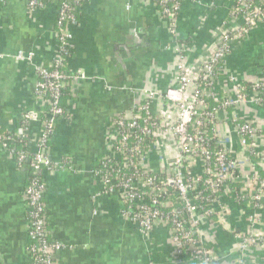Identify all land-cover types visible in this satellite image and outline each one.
<instances>
[{
	"label": "crops",
	"instance_id": "crops-1",
	"mask_svg": "<svg viewBox=\"0 0 264 264\" xmlns=\"http://www.w3.org/2000/svg\"><path fill=\"white\" fill-rule=\"evenodd\" d=\"M233 7V0H183L175 40L152 0H90L78 7L77 22L65 28L72 51L65 70L70 98L45 150L51 160L66 164L43 174L50 238L64 247L58 264H203L179 258L161 227L143 237L121 217L117 199L98 194L100 180L91 169L105 153L110 119L141 103V89L176 87V44L183 49L186 73L197 78ZM56 16L53 4L29 10L25 0H0V54L9 56L0 59V132L15 131L29 114L30 151H35L45 106L35 95L34 66L12 56L33 52L35 64L50 65L58 56ZM241 24L232 18L225 28L235 31ZM221 68V93L264 80V22L230 46ZM153 110L168 121L175 118L169 103L159 102ZM232 114L264 131V108L238 105L218 116L219 133L231 141L235 138L225 123ZM161 147L166 155L174 152L166 142ZM255 164L264 171V160ZM28 174L0 148V264H32L23 199ZM229 208L230 227L247 231L246 214L236 204ZM257 226L264 229V216ZM203 237L214 264H264V246L240 251L233 235L212 221L203 226Z\"/></svg>",
	"mask_w": 264,
	"mask_h": 264
},
{
	"label": "built area",
	"instance_id": "built-area-1",
	"mask_svg": "<svg viewBox=\"0 0 264 264\" xmlns=\"http://www.w3.org/2000/svg\"><path fill=\"white\" fill-rule=\"evenodd\" d=\"M58 1L61 7L57 10L55 24L66 28L75 23L70 12L90 0H25L29 10L42 9ZM152 1L162 7L161 14L175 40L183 0ZM233 1L230 15L240 19L242 24L256 27L258 18L263 17L259 0ZM225 25L227 23L222 24L219 45L195 80H191L186 73L183 49L176 44V87L164 91L141 89V103L134 104L129 112L112 117L106 130L105 153L92 170V174L100 180L98 194L117 199L122 207L121 217L128 220L143 237L161 227L169 233L172 248L179 258L189 256L203 264H214L215 260L204 241L202 226L212 215L217 217V223L223 229L233 235L238 250L264 246V229L257 226L264 216V171L250 162V157L255 155L256 159L264 158V137L258 138V127L230 115L229 122L225 124L240 149L241 154L236 157L231 155L234 141L219 133L218 129L219 114H227L238 105L264 106V80L252 81L250 90L239 84H235L231 93L218 90L224 56L230 46L240 39L239 35L231 37L233 30L225 28ZM65 28L57 31L58 48L63 55H68L65 49L70 47V37ZM252 28L242 29L248 34ZM7 57L0 54V59ZM12 57L34 66L37 76L35 95L44 102L47 110L41 119L35 151L28 149L31 152L28 154L15 147L19 142L29 145V114L23 115L15 131L0 132V148L14 157L18 168L27 167L31 175L23 199L27 207L28 251L32 264H58V255L64 247L50 238L44 203L46 188L45 183L38 180V175L64 167L62 161L51 160L45 152L57 119L65 115L64 108L59 104L61 90L68 82L65 71L60 69L63 57L58 53L50 64L52 68L35 64L33 52L19 51ZM159 102L173 106L174 119L168 121L153 110ZM211 103H217V106L211 107ZM212 141L221 150H211L209 143ZM165 142L174 150L172 154L163 152L161 146ZM244 155L250 157L245 158ZM246 197L250 198V202L245 205L238 203ZM227 199L246 214L247 231L230 227V203Z\"/></svg>",
	"mask_w": 264,
	"mask_h": 264
},
{
	"label": "trees",
	"instance_id": "trees-1",
	"mask_svg": "<svg viewBox=\"0 0 264 264\" xmlns=\"http://www.w3.org/2000/svg\"><path fill=\"white\" fill-rule=\"evenodd\" d=\"M51 4H53V6H55V8H56V10H58L60 7H61V2H55V3H51ZM155 4V3H154ZM81 5H82V3H81ZM80 5V6H81ZM156 5V7H158L159 9H160V11H161V6H159V5H157V4H155ZM255 5H256V3H255ZM261 6L262 7V13H263V17L262 18H258V22H259V24H261V23H263L264 22V0H259L258 1V6ZM253 6H254V4H252V7H251V9H253ZM234 8V7H233ZM232 8V9H233ZM231 9V10H232ZM78 7L76 8V9H73L70 13H72L73 15H74V22L76 23L77 22V20H78ZM232 18H235L234 16L232 17L231 15H230V13H229V16H228V20H225V21H223V23L222 24H226V23H228V21H229V19H232ZM240 20V19H239ZM66 25V24H65ZM55 26V30L56 31H58L59 29H64L65 28V26L63 25L61 28L60 27H58L57 26V24H55L54 25ZM241 28V29H240ZM240 30L239 31H232L231 33H230V36L231 37H234V36H236V35H239L240 36V39L239 40H241L245 35H246V33H244V30L242 29V28H245V29H249V28H252L251 26H249V25H246V24H241V26H240ZM238 40V41H239ZM65 50H68V55H63V52L58 48V53L61 55V57H63V63H62V67H60V69L61 70H66V68H67V62H68V60H69V58L71 57V55H72V51H71V48L69 47V46H67L66 47V49ZM52 62H53V60H52ZM45 67H47V68H52L50 65H48V66H45ZM221 77V76H220ZM219 77V78H220ZM197 83H199V81L197 80ZM242 87H247V89L248 90H250L251 89V82H245V83H242V84H240ZM221 92V91H220ZM70 98V93H69V89H68V86H65L62 90H61V95H60V98H59V104L63 107V108H65V106H66V104H67V100ZM211 107L213 106H217V103H211V105H210ZM252 106H256V107H261V108H264V106H257V105H252ZM44 110L46 111L47 110V107H45L44 108ZM229 111H232V110H229ZM241 121V120H240ZM252 125H254V123H252V122H250ZM255 126V125H254ZM257 135H259L258 136V138H263L264 137V131L263 130H258V132H257ZM235 138V137H234ZM237 141H236V139H235V141H234V146H235V148H234V150H233V153H231V155H234V156H236V157H238V156H240V154H241V152H239L238 150H237V152H236V150L235 149H237L238 148V144L236 143ZM49 144H50V140H49V142H48V146H49ZM16 149H19V150H22V151H24V152H26V153H28V154H31V152H29V150L28 149H30V148H33V146H31V147H29V145H27V143H23V142H19L16 146ZM209 147H210V149L211 150H213V151H215V150H221V148H220V146L215 142V141H212L211 143H209ZM28 151V152H27ZM172 154V153H171ZM244 157L245 158H249L247 155H244ZM250 158H252V157H250ZM260 161V160H259ZM98 163H99V160L96 162V164L92 167V169L91 170H93L97 165H98ZM66 164V162H63V165H65ZM195 172H197V169H195ZM30 177H31V175H27V183H28V181H29V179H30ZM38 180L40 181V182H44V178H43V175H38ZM239 187V186H238ZM204 194H207V192H205ZM227 202H229V203H231V201H230V199H227L226 200ZM246 202H250V198L249 197H246L245 199H243V200H241V201H238V203L239 204H243V205H245L246 204ZM199 206H201V203L200 202H198L197 203ZM232 204H235V203H232ZM237 205V204H236ZM122 209V207H120V210ZM46 215H47V213H46ZM210 220V221H209ZM209 222H214V223H216V224H218L217 223V217L215 216V215H212L211 217H209ZM208 221H205L203 224H202V226H204ZM219 225V224H218ZM220 226V225H219ZM221 227V226H220Z\"/></svg>",
	"mask_w": 264,
	"mask_h": 264
},
{
	"label": "rangeland",
	"instance_id": "rangeland-1",
	"mask_svg": "<svg viewBox=\"0 0 264 264\" xmlns=\"http://www.w3.org/2000/svg\"><path fill=\"white\" fill-rule=\"evenodd\" d=\"M238 119H239V118H238ZM240 120H241V119H240ZM242 121H244V120H242ZM246 122H248V121H246ZM235 150H236V152H237V150L240 152L239 147H238L237 149H235ZM263 156H264V154H263ZM256 157H257V156L255 155V156H253L252 158H250V162L253 163V164H255V163L258 162L259 160H264L263 157H262L263 159H262V158H261V159H256ZM255 165H256V164H255Z\"/></svg>",
	"mask_w": 264,
	"mask_h": 264
},
{
	"label": "water",
	"instance_id": "water-1",
	"mask_svg": "<svg viewBox=\"0 0 264 264\" xmlns=\"http://www.w3.org/2000/svg\"><path fill=\"white\" fill-rule=\"evenodd\" d=\"M139 37V36H138Z\"/></svg>",
	"mask_w": 264,
	"mask_h": 264
}]
</instances>
